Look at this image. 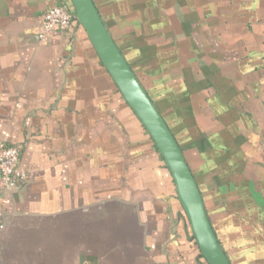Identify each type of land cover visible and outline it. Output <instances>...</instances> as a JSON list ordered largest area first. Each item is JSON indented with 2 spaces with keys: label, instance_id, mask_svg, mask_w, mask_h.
<instances>
[{
  "label": "crops",
  "instance_id": "0c3cea01",
  "mask_svg": "<svg viewBox=\"0 0 264 264\" xmlns=\"http://www.w3.org/2000/svg\"><path fill=\"white\" fill-rule=\"evenodd\" d=\"M165 121L230 264H264V0H92ZM68 0H0V264H206L166 164Z\"/></svg>",
  "mask_w": 264,
  "mask_h": 264
},
{
  "label": "water",
  "instance_id": "95a60500",
  "mask_svg": "<svg viewBox=\"0 0 264 264\" xmlns=\"http://www.w3.org/2000/svg\"><path fill=\"white\" fill-rule=\"evenodd\" d=\"M76 20L125 103L163 158L192 237L206 264H230L208 220L191 171L165 121L109 36L92 0H70Z\"/></svg>",
  "mask_w": 264,
  "mask_h": 264
},
{
  "label": "built area",
  "instance_id": "2783aa9c",
  "mask_svg": "<svg viewBox=\"0 0 264 264\" xmlns=\"http://www.w3.org/2000/svg\"><path fill=\"white\" fill-rule=\"evenodd\" d=\"M80 26L70 0L58 2L46 10L39 19L38 41L47 42L54 32H65ZM0 179L7 192L21 189L27 182L26 172L19 166V149L11 144H0Z\"/></svg>",
  "mask_w": 264,
  "mask_h": 264
}]
</instances>
